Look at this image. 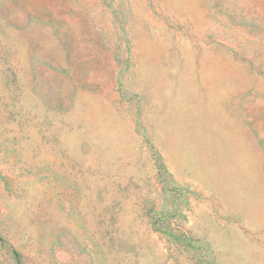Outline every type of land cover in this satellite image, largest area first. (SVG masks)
<instances>
[{"label": "rangeland", "instance_id": "374dc122", "mask_svg": "<svg viewBox=\"0 0 264 264\" xmlns=\"http://www.w3.org/2000/svg\"><path fill=\"white\" fill-rule=\"evenodd\" d=\"M0 264H264V0H0Z\"/></svg>", "mask_w": 264, "mask_h": 264}]
</instances>
